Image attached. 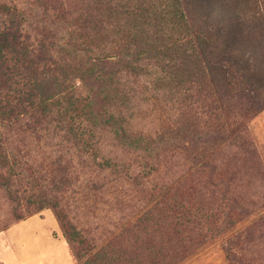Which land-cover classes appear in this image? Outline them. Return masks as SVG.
<instances>
[{"label": "rangeland", "instance_id": "374dc122", "mask_svg": "<svg viewBox=\"0 0 264 264\" xmlns=\"http://www.w3.org/2000/svg\"><path fill=\"white\" fill-rule=\"evenodd\" d=\"M24 1L27 8L35 5ZM40 1L49 17L43 27L54 40L60 30L50 20L58 3L75 7V18L83 0ZM175 2L186 22L184 29H167L165 41L189 40L204 49L200 65L216 64L225 72L219 103L200 91V82L177 86L154 60L134 61L138 27H130L124 15L102 30H79L90 44L89 56L103 60L104 77L102 83L73 80L77 93L95 96L93 110H103L127 139L110 126L74 121L73 128H84L77 141L66 119L32 120L22 111L17 122L0 126L12 164L10 199L0 189V229L15 203L26 218L42 217L0 231L1 263L23 257L27 249L45 248L49 240L41 234L56 228L76 264H264V0ZM68 56L53 59L72 70L77 63ZM196 69L205 71L203 64L186 70ZM133 136L141 142L131 144ZM147 142L157 146L153 152L143 150ZM202 163L214 169L211 181H219L221 189L224 210L216 226L228 219L231 224L217 230L209 220L206 230H183L172 215L159 213L161 193L172 188L175 210L179 203L191 212L212 207L217 196ZM53 207L81 243L67 241Z\"/></svg>", "mask_w": 264, "mask_h": 264}, {"label": "trees", "instance_id": "16d2710c", "mask_svg": "<svg viewBox=\"0 0 264 264\" xmlns=\"http://www.w3.org/2000/svg\"><path fill=\"white\" fill-rule=\"evenodd\" d=\"M24 2L19 1L16 5L12 0H0V126L17 122L21 115L19 112L22 111V115H27L32 120L51 116L61 121L66 119L68 130L77 141L84 135V128L81 127L80 130L78 125L73 128L71 124H74V121H85L88 126L94 125L100 129L106 127L105 125L110 126L111 132L120 133L121 139H127L123 130L116 129L117 123L111 120L110 116L104 118L103 110H93L92 99L95 96L92 94L79 96L78 88L73 81L88 77L93 81L99 79L101 83L103 82L101 69L103 60L89 56V42L85 41L81 32L78 35L77 33L86 27L94 31L97 28L102 30L117 15H124L130 27H138L134 61L154 60L156 65L161 66V71L170 73V82L177 86L183 87L200 82L202 87L197 84L200 91H207L208 97L216 96L219 103V80L227 85L225 72L216 64L202 62L200 65L199 58L205 57L204 49L198 45L197 48L189 40L168 38V42L165 41L167 29L176 27L184 29L186 22L175 0H138L133 6L129 4L119 6L105 0H83L78 3L77 10L80 14L75 18L72 17L75 7L66 9L63 7L64 4L58 3V11L50 20L52 25L58 26L60 30V36L54 40L43 27L49 17L42 1L35 0V5L31 8H27ZM160 34H163L165 39ZM194 47L199 49V52H196ZM61 53L70 55L68 57L73 63L76 62L77 66L72 70L68 65L60 66L53 59V55ZM190 64L196 68L203 64L205 71L186 70ZM205 76L208 77L207 81ZM110 77L112 78V74ZM138 142H141L139 137H131V144ZM160 142L163 143L161 140ZM82 146L89 147L87 142L82 143ZM156 147L153 142H147L143 150L153 152ZM206 168L210 170V188L217 196L212 207H199L191 212L179 203L175 210V205L172 206L170 203L172 188L161 193L164 201L158 208L159 213L172 215L176 224L183 230H206L208 228L206 223L209 220L217 230L231 224L228 219L223 223L219 221V226H216L219 215L224 210L221 207L223 203L221 199L219 200L221 189L219 181H211L214 169L202 163L201 171ZM11 173L12 164L7 159L0 139V189L4 191L7 199L11 197L9 190ZM16 207L15 203V207H12L9 213L10 221L3 225L0 231L6 229L9 224L26 219V216L15 211ZM55 209L53 207L67 241L72 244L81 243L77 239V234L71 231V227ZM181 241L177 240V244L180 245ZM71 247L76 251L74 246Z\"/></svg>", "mask_w": 264, "mask_h": 264}, {"label": "crops", "instance_id": "0c3cea01", "mask_svg": "<svg viewBox=\"0 0 264 264\" xmlns=\"http://www.w3.org/2000/svg\"><path fill=\"white\" fill-rule=\"evenodd\" d=\"M32 217H28V218H32ZM28 218L24 220H20L16 223H23ZM35 218L40 220V218L42 217L36 216ZM16 223L11 224V226L15 225ZM43 232L44 233L41 234V236H44L47 238V240H49L48 242L49 244H47L48 246H45V248L40 247L37 249L36 248L34 249L30 248L29 250L27 249L25 250L23 257H19L15 255L17 257L14 256V258L10 262L8 263L0 262V264H76L67 242L60 235V233L57 231L56 228L48 229ZM37 235H38L37 231L33 232V236H37Z\"/></svg>", "mask_w": 264, "mask_h": 264}]
</instances>
